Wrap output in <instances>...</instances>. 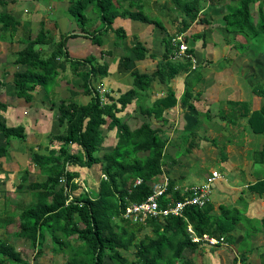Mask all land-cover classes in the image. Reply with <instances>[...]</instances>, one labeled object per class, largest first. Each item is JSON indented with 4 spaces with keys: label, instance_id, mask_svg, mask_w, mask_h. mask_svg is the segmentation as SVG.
<instances>
[{
    "label": "trees",
    "instance_id": "1",
    "mask_svg": "<svg viewBox=\"0 0 264 264\" xmlns=\"http://www.w3.org/2000/svg\"><path fill=\"white\" fill-rule=\"evenodd\" d=\"M171 1L172 9L178 14L172 33L165 28L161 18L151 16L145 11V6L140 0L70 1L68 15L82 26L80 27L85 35L98 46L104 44L103 35L110 30L115 32L117 42L128 37L125 28L114 27V22L119 17L153 24L164 31L161 43L164 47L163 60L152 73L130 71L132 86L119 96L110 91L106 93L107 99L103 100L98 87L92 84L98 76L105 77L111 73L107 61H101L102 58L98 60L99 56L94 54L83 59L71 56L67 42L68 38L75 34L62 33L57 40V37L50 34L43 25L36 37L28 38L24 48L18 51L14 62L26 65L27 68L24 71H16L13 75L14 95L31 103L33 93L38 87H43L50 100L54 102L53 110L50 109L48 112H56L59 126L65 125L61 126L63 132L52 135L50 142L53 147L49 154L33 151L32 163L39 168L45 178L29 181L30 170L25 168L21 171L18 188L26 185V189L31 191L32 201L27 206L19 207L18 220L11 218L8 221L16 225L15 236L29 241L35 251V259L43 254L44 245L50 239L54 253L67 255L65 264H104L107 256L114 264H181V258L186 250L196 251L202 248L199 243L193 241L189 226H192L198 236L203 234L224 236L227 245H234L236 239L233 231L242 224L246 228V235L237 244L233 262L244 264L248 260L246 251L250 250L246 247L248 239L264 233V217L259 219L247 216L246 211L241 208L227 205H221L220 212L217 213L213 202H208L203 207L188 205L181 216L170 215L162 219L148 217L145 221L133 222L122 216L127 204L126 198L140 202L151 194V183L167 166L169 155L166 150L173 146L170 135L160 126L145 121L137 127H132L123 120L122 114L129 113L127 108L134 101L139 106L141 98L149 96L154 81L163 84L165 90L162 95L152 99L148 106L139 107L140 112L148 117L164 121L165 112L179 103L194 109L196 108L194 100H201L202 92H195L193 87L200 76L190 79L191 82L187 80V86L180 98L171 87L172 81L183 71H188L189 76L201 67L194 69V47H189L186 54L177 57L180 41L174 43L173 37L185 34L187 40L189 37L186 33L193 23H209L208 12L203 11L205 9L203 0ZM226 1L224 26L228 32L242 37L232 44L234 54L227 60L228 64H231L235 56L246 53L252 46L257 45L256 47L264 51V0ZM211 2L224 3L222 0ZM255 4L260 14L257 21L253 20L252 14V5ZM91 8L98 14L104 26L86 29L85 26L88 23L90 25L93 19L86 14ZM0 22L5 24L8 30L11 25L12 30L18 29L19 22L8 13L0 15ZM10 33L12 34L11 31ZM197 35L194 33L190 36L195 38ZM52 43L55 44L54 48H44ZM39 45L43 48H39ZM131 52L134 54L120 57L123 68H130L134 60L157 58V53H150L148 56L147 46L141 40L135 42ZM104 54L114 55V51L108 49L102 53ZM68 68L72 70L74 76H79L80 79L73 82L80 84L81 87L83 85L85 94L90 96L89 101L59 98L56 104L58 79ZM248 82L252 92L264 98V82L251 84L249 79ZM76 89H71L73 96L78 93ZM226 103L232 112L240 117L222 112L220 113L222 119L228 120L232 125H240L241 118L245 121V130L264 136V102L259 109H252L248 101L228 99ZM10 104L0 100L1 111H7ZM204 115L212 118L211 109ZM108 129L115 130L117 141L111 150L100 156L98 152L104 147L108 137L105 130ZM197 134L195 130H189L184 139L187 141L192 136V140H195ZM25 138L23 123L10 127L5 121L0 120V161L11 155L8 142ZM203 139L210 141L207 136ZM211 143L220 145L215 137L211 138ZM72 144L78 145L77 151L72 150ZM220 146L221 156L225 159L226 144ZM178 152L189 153L190 148L185 146ZM254 158L255 162L263 167L256 168L257 180L250 183L248 189L264 195L262 171L264 140L261 148L256 150ZM98 164L102 166L98 187L84 190L82 183L77 182L80 171L74 168H92ZM138 177L143 178L144 182L134 186ZM83 181L86 183L87 180ZM146 228H152L153 233L145 232L142 235L141 232ZM120 249L132 250V257L125 256ZM0 264L34 263L23 259L21 251L14 244L0 239Z\"/></svg>",
    "mask_w": 264,
    "mask_h": 264
},
{
    "label": "rangeland",
    "instance_id": "2",
    "mask_svg": "<svg viewBox=\"0 0 264 264\" xmlns=\"http://www.w3.org/2000/svg\"><path fill=\"white\" fill-rule=\"evenodd\" d=\"M50 1L51 0H43L45 5H48ZM211 1L212 0L202 1L203 6H205V9L203 10L204 13L208 12L209 23L195 22L186 33L189 37L186 40L188 46H194L196 44L195 42H197L198 48L195 50L196 57L194 58V67L197 68L201 63L205 65V67L201 66L198 70L194 71L192 75H185L184 80L181 78V75L176 77L172 81L171 87L178 92L186 88L187 83L191 82L189 81L190 79L198 76H200V79L194 83V91L198 92L201 90L200 92L203 93L204 91H207L209 83L213 77H216V75V78H221L222 81L229 80L231 82V76L237 72L241 77L243 76L247 82L248 79L251 80V84H256L259 81L264 82V51L256 47V44V46H252L246 53L235 56L234 61L231 64H228L227 60L231 59V56L234 54L232 44L235 40L242 37L238 34L228 32L224 26L223 15L226 12V6L224 4L227 1L222 0L224 3L221 4H214V2ZM140 2L144 4L147 13L151 16L161 18L164 22L165 28L170 33L174 32V22L178 14L175 9H172L171 0H140ZM86 14L93 17L92 21H90V25L88 23V25L85 26L86 29H88V27L92 29L104 26V23L92 8L87 10ZM252 14L253 20L257 21L260 15L257 4L252 5ZM134 25L137 27L134 28ZM76 26H79L80 29L82 27L81 25H78V23ZM114 26H126L128 30L129 35L124 40L123 44L125 47L123 49H117V44H121V42H117L116 34L112 30L108 32L109 35H103V39L106 43L102 49H99L97 45L93 44L90 38L86 39L84 36L69 37L67 46L71 47V52H74L77 55H83V57L94 54L97 57L99 56V59L102 57L101 61H105V58L109 60L111 59L109 62L111 73L105 77L98 76V78L94 80V86L98 87L102 84L106 86L107 92L112 91L115 93V96H119L132 86V76L130 75V71L140 70L141 72L152 73L158 67V63L163 60V47L161 43H163L165 33L161 28L153 24L131 20L130 18L128 21H124L122 25H120L119 21L115 22ZM90 29L88 31H90ZM194 33L198 34L195 38L190 36ZM139 34L142 36L141 38L139 37ZM137 40H141L147 46L148 56L150 53H157V58L152 59L151 57H148L146 60H134L132 66L126 69L122 67L118 57L112 59L113 57L110 55H102V53L109 48L113 49V51H117L116 56L121 54L129 55L128 53L131 51V48L129 49V47L133 46ZM220 45L223 48H219ZM72 46H75V50ZM44 48L47 49L48 47L46 46ZM18 51L19 50L16 51L11 49L10 52L14 54L7 57V61L3 66L0 65V79L3 77L5 80V83L3 84H6L4 86L0 82V84H2L0 85V90L2 91L5 87L8 93H11L10 95H14V73L16 71H24L27 68V66H17L14 62L15 54H17ZM216 56L224 57L223 60L221 59L222 67L224 68L220 69V67L218 71L222 72H218L217 74L215 73L217 72L215 64L218 66L220 62L215 64L212 63L215 61ZM99 78L102 80L99 81ZM78 79H80L79 76H74V73L69 68L65 73H61L58 79L59 83L56 86V104L58 103L59 98L76 100L79 102L81 100L84 102L90 100V97L85 95L84 89H82L81 85L78 83L74 84L73 80ZM178 79L185 81V88H182ZM202 79L204 80V85L201 82ZM73 88L79 90L78 94L75 96L71 94V89ZM164 90L165 88L163 87V84L159 81H154L150 94H148L149 96L141 98L139 106L136 105L134 101L127 108L128 112H132V114L123 113L122 115L123 120L127 121L132 127H137L145 121H150L154 126H160L170 135L171 143L175 146H169V150L167 149L166 153L176 158H167V167L169 169L171 167H174V169L176 168L177 170L173 171L175 175L176 173L185 172L186 176L179 182L182 186H190L192 184H199L206 181L210 171L214 168H220L225 161L232 158L235 160L233 167H236L240 172H245V174L253 172L254 163L256 164V167H263L259 163H256L254 158L256 150H259L261 147L262 140L258 141L254 138L259 135L245 130V121L241 118L239 120L240 125H232L228 120L220 117V113L222 112L226 114L233 113L237 117H240L234 111L232 112V109L227 105L226 100L229 99L228 97L222 94L219 100L216 101V99H212L210 95H206L207 97L201 95V100H194L196 106L194 109L183 106L182 103H179L176 107L165 112L164 121L142 114L139 107H141V105L148 106L152 98L154 97L155 99L162 95ZM35 92L33 93L35 96L33 99V105L35 106L33 107H35L36 112H38V120H33V115L32 119H30L29 116V119L21 120L20 115H13L12 112L6 114L0 109L1 121H5L10 127L23 123L26 133V138L24 140L13 139L7 143L9 149H11V155L8 157L9 160L8 158H5L0 161L2 166L1 169H3L0 171V239L7 240L14 244L18 250L21 251L23 259L30 260L34 264H65L68 258L67 255L65 253H54L52 250L53 244L50 239H48L44 245L43 254L35 259V251L30 246L29 241L15 236L14 230L16 225L8 222L11 218L18 220L17 215L20 213L19 207L27 206L32 201L31 191L26 189V185L18 188V184L21 182V171L25 168L30 170L29 181L43 180L45 178V175H41L42 173L39 168L32 163L33 151L49 154L50 149L53 147L50 142L52 135L64 131L61 126L65 125L59 126L58 124V114L56 112H48L50 109L53 110L54 102L50 100V96L46 93L45 89L40 86ZM104 96L103 98L106 100L107 97ZM13 97L17 98L16 95ZM0 100L12 104L11 97H3L0 98ZM263 100L264 98H262V102ZM210 101L215 102L213 106ZM251 105L254 106L252 102ZM208 108L209 110L211 109L212 114V118L210 119L204 115ZM187 130H195L198 133L195 140H192V136L189 137L187 141L184 139L186 138L185 134L188 132ZM105 132L108 134V137L105 140L104 147L98 152V155L100 156H103L105 151L107 152L108 150H111L113 148L112 145L117 141L114 139L116 136L114 129H108L105 130ZM204 136L209 137L210 141H205L203 139ZM214 137L218 139L220 145L226 144L227 157L225 159L221 156V146L211 143V138ZM192 141L193 143H191ZM185 146L190 148V152L184 154L181 152L179 153L178 151ZM71 148L73 151H77L78 145L72 144ZM244 153L248 156H245L244 163L240 166V163L237 164L238 160L235 157H240ZM101 167V164H98L92 168H74L80 171V178L77 179V182L79 181L82 183L83 188H85L84 190H87L88 188L90 189V187H98L101 179ZM167 170L168 169L166 168V171ZM262 171H264V169ZM219 177H221V175L218 176V178ZM84 179L87 180L86 183H84ZM252 197H254V195H252ZM262 197L264 198V196ZM262 197L260 196L259 198ZM254 200L255 199L252 201ZM253 203H251L250 206L246 200H243L237 205L244 211H248L250 206V211L253 214L257 216L264 215V207L262 208V206H260L259 201ZM145 232L152 234L153 230L152 228H146L141 234L143 235ZM244 235H246V233H244ZM247 242L248 244L246 247L250 249L249 252L252 258H250L248 263L245 261L244 264H264V236L259 241L258 248L256 249L255 242L252 238L248 239ZM203 246L204 248H199L196 251L186 250L181 258V264H226L225 262L231 264L237 253L236 247H238L237 245H220L217 248L212 249L207 245ZM199 250H202V252ZM120 252L125 256L132 257L133 255L132 250L120 249ZM104 264L114 263L109 256H107ZM240 264H242V262H240Z\"/></svg>",
    "mask_w": 264,
    "mask_h": 264
},
{
    "label": "crops",
    "instance_id": "3",
    "mask_svg": "<svg viewBox=\"0 0 264 264\" xmlns=\"http://www.w3.org/2000/svg\"><path fill=\"white\" fill-rule=\"evenodd\" d=\"M70 1L71 0H51L50 3H48V5H45L43 0H0V15L4 14V13H8V14L12 15L16 21L19 22L17 30H12L11 29L12 25L10 26V30H8V27L5 24H3L2 22H0V65L3 66L5 64V62L7 61V57L11 56V54H14V53L10 52L11 49H14L17 51V50L24 48V46L26 45L27 39L28 38H35L36 35L38 34L41 26H43V25L46 27V29L49 31L50 34L57 37V40L60 39L59 34H62V33L67 34L69 32H73L72 34H75V37L84 36L86 39H89V37H87L85 35V33L82 31V29H80L79 26L78 27L76 26L77 23L74 21V19L68 15L67 10H68V7L70 5ZM128 19L129 18L123 19V18L119 17L115 20V22L119 21L120 25H122L123 22L128 21ZM119 27H124L127 31V34H128V30H127L126 26H119ZM135 27H137V26L134 25V28ZM10 31L12 32V34L10 33ZM107 35H109V34L107 33ZM139 37L141 38L142 36H140V34H139ZM105 43L106 42L104 40V44ZM123 43H124V41H121V44L120 43L117 44V46H116L117 49H123L125 47V45ZM195 43L196 44L194 46L189 45V47H194V50H196V48H198V47H197V42H195ZM104 44L102 46H98V45L97 46L99 49L100 48L102 49ZM47 47H48L47 49H52L55 47V44L54 43L49 44V45H47ZM132 47L133 46H130L129 49L130 48L132 49ZM162 47H163V45H162ZM220 47L223 48L221 45L219 46V48ZM39 48L42 49L43 47L39 45ZM72 48L75 50V46H72ZM68 49L70 51L71 47L68 46ZM163 49H164V47H163ZM70 54H71V56L76 57V58H82L83 59L86 57V56L83 57V55H77L71 51H70ZM128 54H134V53L130 51V53H128ZM105 55H109V54H105ZM116 55H117V51H114V55H110V56L113 57L112 59L118 57V59L120 60V57L122 56V54L119 56H116ZM17 56H18V54H15L14 61L17 59ZM195 57H196V53H195ZM100 58H102V57H100ZM223 58H224L223 56H216L215 61L212 62L213 64L220 62L218 66H217V64H215L217 67V72H215L216 74L218 72H222V71H218L220 67H221L220 69L224 68V67H222V62H221V59L223 60ZM146 59H148V58H146ZM146 59H144V60H146ZM104 60L109 63L111 59L109 60V59L105 58ZM16 65L17 66L18 65L26 66L23 64H16ZM199 66L205 67V65H203L202 63L199 64L198 67ZM180 75H181V78L184 80V76L188 75V72L183 71ZM216 77H217V75H216ZM216 77L215 78L213 77L211 82L209 81L210 83L208 85V89L206 92L205 91H204V93L202 92V95H205V96L210 95L212 97V99H216V101H217V100H219L220 96L222 94H224V96H226L232 100L248 101L250 103L252 102L254 105V106L251 105L252 109H259L262 106V104L264 102V100L262 102L263 97H261L259 95H255L252 92V88L249 85V83L247 82V80L244 79L243 76L241 77L237 72L231 76V78H230L231 82L229 80H223L222 81L221 78H216ZM0 80L3 82L5 81L3 77ZM98 80L101 81L102 79L99 78ZM178 80L181 83L182 88H185V81H181V79H178ZM203 81L204 80L202 79L201 82L204 85ZM2 84H0V85H2ZM92 84H94V81L92 82ZM13 86H14V84H13ZM82 89H83V85H82ZM76 90H78V89H76ZM184 90L185 89L180 90L179 92L176 91V94L178 95L179 98L182 96ZM13 91L15 92V87L13 88ZM199 91H201V90H199ZM35 93H37V92H35ZM10 94L5 89V87L2 91L0 90V98L11 97V102H12V104L8 107V110L3 112V113L8 114V112H12L13 115L18 114L21 116L20 117L21 120L29 119L28 118L29 116H30V119H32V115H33V120L39 119V118L37 119V117H39V116L37 114L38 112H36L35 107H33V106H35V105H33V101L30 103V102L25 101L24 99H17L15 97H13L14 95H10ZM85 95H87V94H85ZM34 97L35 96H33V99H34ZM233 98H235V99H233ZM152 99H154V97ZM81 102H84V101L81 100ZM210 102H211L212 106L215 103L212 101H210ZM41 107L43 109H45L43 106H41ZM254 138H256L258 141L262 140L261 141V145H262L263 140H264L263 135H259L258 137H254ZM114 139H116V136ZM168 155H169L170 159L176 158V157L174 158L170 154H168ZM245 156H248V155H245V153H244L240 157L236 156L235 158L238 160L237 164L240 163L239 165L241 166L242 163H244L243 161L245 160ZM234 161L235 160L232 158L228 161H225L223 164L221 163L222 165L220 168H214L212 171H210V174L207 176V178H208L215 171H217L221 175V177L217 178L213 184V192H212L211 201H210V202H213V204L215 206V211L217 213H219L221 205L239 207L237 204L243 200H246L250 204V206H251V203H253L255 201H259L260 206H262V208H263L264 207V198L262 196H264V195H259L256 192H252V191L248 190V185L257 180L256 164L254 163V169L252 170L253 171L252 173L248 172L247 174H245V172H240L239 170L236 169V167H233V165L235 163ZM166 168L168 169L167 171H166ZM176 170L177 169L176 168L174 169V167H171L169 169L166 166L164 168L163 172L167 173L168 176L173 178L174 182L179 183L180 181L183 180V178L186 176V174H185V172H183V173H176V175H175L173 173V171H176ZM252 195H254V197H252ZM260 196L262 198H259ZM253 199H255V200L252 201ZM250 206L248 208V211H246L247 216L249 215L251 217L259 218V219L264 217V215L257 216L255 214H253L250 211ZM245 231H246V228H244V226L242 224H239L237 226V228L235 229V231H233V234H234L235 239H236V242L234 245H237L245 237V235H244ZM263 236H264V233H259L255 236L251 237L252 240L255 242V246H256L255 249L258 248L259 241L263 238ZM226 246H230V245H226ZM202 248H204V247H202ZM211 248L214 249L217 247H211ZM255 249H254V251H255ZM246 255L248 256V260H247V263H248V261L250 260V258H252V256L250 255L249 251H246ZM225 263L229 264V262H225ZM231 264H234V262H231Z\"/></svg>",
    "mask_w": 264,
    "mask_h": 264
},
{
    "label": "built area",
    "instance_id": "4",
    "mask_svg": "<svg viewBox=\"0 0 264 264\" xmlns=\"http://www.w3.org/2000/svg\"><path fill=\"white\" fill-rule=\"evenodd\" d=\"M178 41H180V45L177 57L186 54L189 48L185 34L175 35L173 37L174 43ZM98 90L104 100L103 96L107 93L106 86L100 84ZM103 176L105 177V175ZM218 176L220 174L215 171L202 183L182 186L180 183L174 182V179L168 176L167 173L163 172L151 183L152 192L145 200L139 202L126 198L127 204L122 212V216L133 222H142L148 217L162 219L170 215L181 216L188 205L203 207L211 201L213 184ZM143 182L144 179L138 177L134 186H139ZM189 232L191 233L193 241L199 243L201 247H204L203 245H207L208 247L227 245L224 236L218 237L209 234L198 236L192 226H189Z\"/></svg>",
    "mask_w": 264,
    "mask_h": 264
},
{
    "label": "clouds",
    "instance_id": "5",
    "mask_svg": "<svg viewBox=\"0 0 264 264\" xmlns=\"http://www.w3.org/2000/svg\"><path fill=\"white\" fill-rule=\"evenodd\" d=\"M105 178H106V176H105Z\"/></svg>",
    "mask_w": 264,
    "mask_h": 264
}]
</instances>
